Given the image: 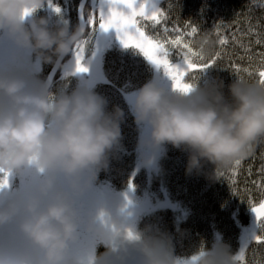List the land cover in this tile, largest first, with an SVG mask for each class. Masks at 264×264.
<instances>
[{
  "label": "clouds",
  "instance_id": "clouds-1",
  "mask_svg": "<svg viewBox=\"0 0 264 264\" xmlns=\"http://www.w3.org/2000/svg\"><path fill=\"white\" fill-rule=\"evenodd\" d=\"M47 7L49 0H0V264H237L220 240L178 260L171 234L139 226L136 185L117 191L101 180L126 151V113L83 84L71 87L80 73L65 58L88 28L53 24L41 15ZM203 45L210 55L211 41ZM57 71L63 78L54 86ZM203 75L188 92L153 78L132 94L138 168L159 171L170 145L187 153L186 174L210 163L217 180L218 170L264 143V83L233 76L205 85Z\"/></svg>",
  "mask_w": 264,
  "mask_h": 264
},
{
  "label": "trees",
  "instance_id": "trees-1",
  "mask_svg": "<svg viewBox=\"0 0 264 264\" xmlns=\"http://www.w3.org/2000/svg\"><path fill=\"white\" fill-rule=\"evenodd\" d=\"M158 5L164 11L166 19H161L157 24L147 20V25L142 28L146 34L163 39L165 27L178 29L181 24L188 26L191 21L196 20L198 25L209 32L211 49L215 46L220 54L223 49L255 51L256 46L251 43L247 26L264 30V0H158ZM92 8L95 7L88 0L84 8L86 17L92 14ZM230 10L234 11L235 17L230 15ZM78 25L79 20L75 15L71 26L75 28ZM85 39L91 40L88 44L91 49L94 46L91 26L88 27ZM220 39H226L227 43L221 45ZM115 40L117 44L103 58L101 72L90 88L107 98L109 109L119 105L126 113L125 121L122 123L123 144L126 151L121 153L119 159L112 160L107 174L114 179L120 178L127 186L133 173V184L136 185L139 205L145 199L154 201L155 207L160 202L164 204L170 202L167 208L160 211L140 212L139 226L141 228L151 226L171 234L175 255L180 261L189 259L195 249L205 246L204 238H212V235L218 234L217 223L223 218L239 229L247 228L250 233L249 238L257 226L251 207L253 204L259 206L264 201V154L260 156L251 154L252 158L247 159L251 161L253 168V183L249 184L245 190L241 186L240 173L246 158L243 159L238 171L233 168V165L222 170L226 179L224 184L229 185L230 190L221 194L211 192L220 186L223 178L220 177L217 180L209 178L208 173L215 170L210 163L205 166L201 174L183 176L186 179V188L177 195L170 194L171 196L167 198L166 191L155 188V184L147 185L154 177V171L142 172L137 169L139 156L137 142L141 133L139 126L135 123L134 114L130 111L128 101L132 94L148 80L156 78L163 81L165 85L170 82V79L150 64L137 49L131 47L125 49L117 39ZM118 45L121 47L119 48ZM177 52L176 49L171 50L170 58L174 62L179 61ZM190 75L188 74L187 77L189 78ZM175 160H181L186 167L187 153L170 146L162 164H171ZM204 222L211 228V233L205 230ZM261 234L264 235V232ZM252 245H255L259 251L254 258L248 255L249 247ZM240 248L231 247V251L238 253ZM242 264H264V243L252 242L246 249Z\"/></svg>",
  "mask_w": 264,
  "mask_h": 264
},
{
  "label": "snow or ice",
  "instance_id": "snow-or-ice-1",
  "mask_svg": "<svg viewBox=\"0 0 264 264\" xmlns=\"http://www.w3.org/2000/svg\"><path fill=\"white\" fill-rule=\"evenodd\" d=\"M49 7L60 14L62 9L53 0H49ZM85 5L81 4V19L84 21L82 26L88 28L91 26V37L94 39L98 31L110 32L115 31L122 46L127 48L137 49L140 54L157 70H162L164 74L172 81L174 89L184 92L190 91L193 83L186 82L185 76L197 71L204 72L206 69L215 64L220 57L217 52L213 57L206 59L201 50H194L190 46V41H185L184 36H194L197 33V28L192 27L191 31L184 33L179 29H174L176 32L175 38L153 37L146 34L140 26V21L151 20L153 24H157L161 19H166V15L161 7L158 6V0H100L98 8H92V14L85 16ZM98 12V21L96 13ZM140 18L139 20L137 18ZM165 32L168 29L165 27ZM91 43V40H82L78 42L74 48L73 56L75 62L76 73L89 72V65L85 63L87 59L84 56L85 45ZM219 43L225 45L226 39H220ZM259 44L260 41L257 40ZM178 50L177 55L179 61L174 62L171 57V50ZM92 57L95 56V51H91ZM264 55V54H262ZM261 67L257 70V74L261 83H264V60L261 61ZM239 71V68H237ZM247 71V70H245ZM251 74V73H249ZM194 80L195 76H191ZM243 159L236 160L233 168L238 171ZM7 181L5 180L4 183ZM251 210L256 217V228L252 231L251 236L245 240L244 245L240 248L235 256L237 264H242L245 257L247 247L255 242L257 244L264 243V201L259 206L252 205ZM195 258H193L194 261Z\"/></svg>",
  "mask_w": 264,
  "mask_h": 264
},
{
  "label": "rangeland",
  "instance_id": "rangeland-1",
  "mask_svg": "<svg viewBox=\"0 0 264 264\" xmlns=\"http://www.w3.org/2000/svg\"><path fill=\"white\" fill-rule=\"evenodd\" d=\"M53 2L54 3L56 2V4L60 6V8L62 9L61 11L62 16L58 17L55 14V11L53 10V8H51L50 13L47 12V8L44 9L41 12V15H47L53 21V24H55L57 20H59L61 23H63L67 19L68 20L70 19L69 21H71L76 14L80 0H53ZM99 5L98 6L95 5V8H98ZM96 14L98 15V12ZM233 14H234V11L230 10V15L232 16ZM233 16L235 17V15ZM238 17H240V15H238ZM142 21L143 20L140 21V24L142 23ZM192 27L197 28V33L192 37L185 35L184 40L190 41V46L194 50L202 49V53L206 59L213 57L218 51L216 50L215 46H212L211 54L207 56L204 54V49L207 47L203 45V40L209 39L210 34L206 29L198 25L196 20L191 21L188 26L181 24L178 29L184 33H187L191 31ZM166 28L168 29V32H165L164 38L166 36L169 38H175L176 32L173 31L175 28L173 29H170L169 27H166ZM247 33L251 36V43L254 46H256L255 51L244 52L239 49H234L233 51L223 49L221 51L219 60L218 61L216 60L215 64H213L211 67L206 69L204 72L197 71L195 73H190L191 75L189 76V78L186 75L185 76L186 82L192 83V79H190V77L195 76V78H197L198 73H204L202 77V83L205 85H207L210 81H213L216 77L223 79L226 84L231 83L233 76H238L242 79L259 78L257 74V70L262 66L261 61L264 60V55H262L264 54V30L262 31V28H258V27L253 29L251 26H247ZM257 40L260 41L259 44L257 43ZM91 51H95V54H98L99 50L96 44L91 49H88L85 52V54L87 53L86 55L89 56L90 58H92V56L90 55ZM98 58L100 60L101 55ZM237 68H239V71H237ZM87 73H83V76L85 79L87 78ZM97 75L99 76V73L96 74L95 76ZM79 79L80 78L77 77V74L70 78L71 82L74 84V88L80 85ZM161 84L164 86V83H161ZM167 87L169 89L173 87L171 80L170 82L167 83ZM168 148H170V146H167V149ZM263 150H264V144L262 147H259V145H257L254 148V151L252 152V154L253 156H257V155L260 156L264 154ZM166 154H167V150H166ZM251 158L252 157L250 155L246 157V161L240 173L241 185L246 188L248 187L249 184L253 183V168L251 166V161L250 160L247 161V159H251ZM164 159H165V153L162 152L158 160L157 166L160 169L159 172H162L164 176L166 177V179L168 180L169 187L166 189V192H167L166 195L168 198L170 194L172 196L177 195L178 193H182L185 190L186 179L183 178V174H182V171L184 169L183 163H181L179 160H175L171 164L169 163L162 164ZM138 160H139V156H138ZM210 166L214 167V165L212 164H210ZM173 167L174 169H171ZM222 170L223 169H220V171H217L216 173L217 178H220V177L223 178L221 179L220 187L216 191L217 194L230 190L229 185L224 184L226 179L223 176ZM154 173H157V171H154ZM145 203L146 201H144V204L138 206V210H137L138 214H140V212H142L143 210L147 208L146 206L148 205H146ZM168 205H170L169 201H168V204L167 203L164 204L160 202V204L157 205V207H155V204L153 205L150 204L149 206H151V211H155V210L160 211L161 209L167 208ZM205 225H206L205 230L211 233V228L206 223ZM217 226H218L217 227L218 234L212 235V238H207V237L204 238L203 243L207 247H211L214 243L217 242V240H220L222 243H226L230 245L233 249L240 248L244 245L245 240L248 239V236L250 234L247 228L244 227L243 229H239L231 222H227L224 218L221 219L217 223ZM238 241H240L239 244H238ZM248 251H249L248 255L251 256V258L256 257L259 252L255 245L250 246Z\"/></svg>",
  "mask_w": 264,
  "mask_h": 264
},
{
  "label": "flooded vegetation",
  "instance_id": "flooded-vegetation-1",
  "mask_svg": "<svg viewBox=\"0 0 264 264\" xmlns=\"http://www.w3.org/2000/svg\"><path fill=\"white\" fill-rule=\"evenodd\" d=\"M94 4L96 6H98L100 4V0H94ZM50 11H51V7H47V12L50 13ZM55 14L57 15L56 12H55ZM57 16L61 17L62 15L60 13ZM69 20L67 19L65 21L71 24L72 20L71 21H69ZM104 33H105L104 35L106 37L110 36V37H113L114 39L119 40L114 30H112L110 32H104ZM86 50H88V44L85 45L84 56H85V59H89L90 57L86 55L87 53L85 54ZM90 59H91L92 62H91V65L89 66V72L87 73V78L86 79L84 78L83 73L82 74H77V77L80 78L79 79L80 80L79 81L80 85L83 84L84 86H86L88 88L92 87L91 85H92L93 81L98 77V75L97 76H95V75L98 74V73L100 74L101 69H102V65L100 64V60H99V58L97 56L92 57ZM70 60L74 61V56L66 57L65 58V63H68V61H70ZM43 71H44L45 75H48L49 73H51L52 72L51 65L45 66ZM79 76H81V77H79ZM62 78H63V71H57L54 74V76H53V84H54V86H56L59 83H61L62 82ZM71 87L74 88V84L72 82H71ZM101 180L104 181L106 184L112 186L117 191H120V190H123V189L126 188V183L122 182V180L120 178L117 177L116 179H114L111 175H108L107 173H102L101 174ZM130 183L133 184V173H131V181H130ZM145 210L147 212H150L151 211V206H147V208ZM102 250L103 249H101V251Z\"/></svg>",
  "mask_w": 264,
  "mask_h": 264
},
{
  "label": "bare ground",
  "instance_id": "bare-ground-1",
  "mask_svg": "<svg viewBox=\"0 0 264 264\" xmlns=\"http://www.w3.org/2000/svg\"><path fill=\"white\" fill-rule=\"evenodd\" d=\"M81 1L82 0H80V2H79V5H78V8H77V11H76V14L75 15H77V17H78V20H79V25H81L80 24V18H79V14H78V9H79V6H80V3H81ZM88 1V0H87ZM87 1H86V3H87ZM92 3H93V5H94V7H95V4H94V1L93 0H90ZM86 3H85V5H86ZM96 18H97V21H98V15H96ZM138 20L140 19L139 17L137 18ZM147 25V23L143 20L142 21V23L140 24V26L143 28V27H145ZM105 33L103 32V31H98L96 34H95V36H94V39H93V41H94V45L96 44V46L98 47V50H99V52H100V55H101V59H100V64L102 65V61H103V58L111 51V49H112V47L115 45V44H117V42H116V40L113 38V37H110V36H108V37H106L105 35H104ZM96 35H97V37H96ZM119 41V40H118ZM120 42V41H119ZM120 45V44H119ZM118 45V47L120 48L121 46H119ZM88 49H89V46H88ZM95 55H97V54H95ZM97 57H100V56H98L97 55ZM55 74V73H54ZM54 76V75H53ZM160 83H164L163 81H160ZM165 87H167V83L164 85ZM181 163H183L181 160H179ZM183 167H184V164H183ZM137 169L138 170H141L142 172H145L146 171V169H144V168H138L137 167ZM171 169H174V167L173 168H171ZM182 174H183V176H186V167H184V169H183V171H182ZM154 177L152 178V182L151 181H149V183L147 184V185H150V184H155L154 185V187L155 188H160V190L161 191H166V189L169 187V185H168V180L166 179V177L164 176V174L162 173V172H159V171H157V173H154V175H153ZM242 186V185H241ZM220 187V186H219ZM218 187V188H219ZM218 188H216V189H214V190H212L211 192H212V194H213V192L214 193H217L216 191H217V189ZM242 189L243 190H245L246 189V187H244V186H242ZM151 194V193H150ZM221 194V193H220ZM152 195V194H151ZM144 201H146V205H153V204H155L154 203V201H152V200H150V199H145V200H143V202L140 204V205H142V204H144ZM147 207V206H146Z\"/></svg>",
  "mask_w": 264,
  "mask_h": 264
},
{
  "label": "water",
  "instance_id": "water-1",
  "mask_svg": "<svg viewBox=\"0 0 264 264\" xmlns=\"http://www.w3.org/2000/svg\"><path fill=\"white\" fill-rule=\"evenodd\" d=\"M86 1H87V0H82L81 3H80L79 9H78V14H79L80 24H81V25L84 24V21L81 19V4H84V5H85ZM97 55L100 56V52H98ZM53 75H54V74H53Z\"/></svg>",
  "mask_w": 264,
  "mask_h": 264
}]
</instances>
